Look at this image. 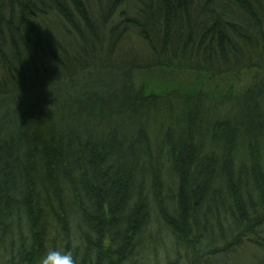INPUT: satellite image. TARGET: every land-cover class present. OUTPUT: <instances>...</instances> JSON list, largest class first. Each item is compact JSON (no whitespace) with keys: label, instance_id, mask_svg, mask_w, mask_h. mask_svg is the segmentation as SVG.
I'll use <instances>...</instances> for the list:
<instances>
[{"label":"trees","instance_id":"16d2710c","mask_svg":"<svg viewBox=\"0 0 264 264\" xmlns=\"http://www.w3.org/2000/svg\"><path fill=\"white\" fill-rule=\"evenodd\" d=\"M52 249L264 264V0H0V264Z\"/></svg>","mask_w":264,"mask_h":264},{"label":"clouds","instance_id":"9594fccd","mask_svg":"<svg viewBox=\"0 0 264 264\" xmlns=\"http://www.w3.org/2000/svg\"><path fill=\"white\" fill-rule=\"evenodd\" d=\"M40 264H76V261L70 252L52 249L41 258Z\"/></svg>","mask_w":264,"mask_h":264},{"label":"rangeland","instance_id":"374dc122","mask_svg":"<svg viewBox=\"0 0 264 264\" xmlns=\"http://www.w3.org/2000/svg\"><path fill=\"white\" fill-rule=\"evenodd\" d=\"M100 1H102L103 3H104V1L105 0H100ZM129 11H130V13L131 14H134V11L133 10H131V9H129ZM114 19L116 20L117 18H116V15L114 16ZM137 38L135 37V35H134V33H130L129 34V36H126L125 37V41H123V44H122V47L124 48V49H129V48H132L133 49V46H138V48H139V46L141 45L140 43H137ZM143 61V60H142ZM145 62V61H144ZM147 63H150V61H147L146 62V64Z\"/></svg>","mask_w":264,"mask_h":264}]
</instances>
